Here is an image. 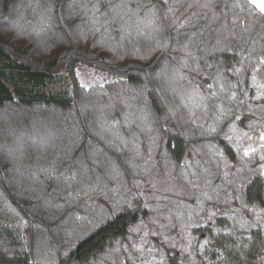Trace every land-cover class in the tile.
<instances>
[{"label": "trees", "instance_id": "16d2710c", "mask_svg": "<svg viewBox=\"0 0 264 264\" xmlns=\"http://www.w3.org/2000/svg\"><path fill=\"white\" fill-rule=\"evenodd\" d=\"M261 85L249 0H0V264H264Z\"/></svg>", "mask_w": 264, "mask_h": 264}, {"label": "rangeland", "instance_id": "374dc122", "mask_svg": "<svg viewBox=\"0 0 264 264\" xmlns=\"http://www.w3.org/2000/svg\"><path fill=\"white\" fill-rule=\"evenodd\" d=\"M78 78L80 82L85 86H91L96 84H104L108 82L111 77L108 76L105 72L95 70L87 66H80L78 68ZM261 136V135H260ZM260 136L253 141H251L246 148L252 147L257 148L261 144H264V141L260 139Z\"/></svg>", "mask_w": 264, "mask_h": 264}, {"label": "snow or ice", "instance_id": "6c2138e0", "mask_svg": "<svg viewBox=\"0 0 264 264\" xmlns=\"http://www.w3.org/2000/svg\"><path fill=\"white\" fill-rule=\"evenodd\" d=\"M249 3H250L251 5H253V6L255 7V9H257L260 13L264 14V0H249ZM253 81H255V76H253ZM259 87H264V85H261V86H259ZM208 88L211 89V88H212V85H208ZM212 95H215V92H213ZM233 97H235V93H233ZM192 99H193V97L190 96V97H189V100H192ZM200 99L203 100L204 98L201 96ZM199 106H200V105L197 104V107H199ZM245 135H247V134L245 133ZM226 138L229 139V140H231L230 137H226ZM260 139H261L262 141H264V133L261 134ZM237 147H238V145H237ZM260 147H261V148H264V144H261ZM256 151H257L256 148H252V147L245 148V149L243 150V155H244L245 157H247V156H249L250 154H254ZM260 159H261V160H264V156H261ZM262 167H264V166H262ZM262 174H264V173H262ZM206 243H207V241H205V244H206Z\"/></svg>", "mask_w": 264, "mask_h": 264}]
</instances>
